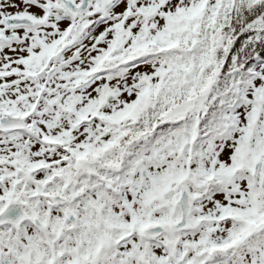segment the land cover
<instances>
[{"label":"snow or ice","instance_id":"6c2138e0","mask_svg":"<svg viewBox=\"0 0 264 264\" xmlns=\"http://www.w3.org/2000/svg\"><path fill=\"white\" fill-rule=\"evenodd\" d=\"M0 264H264V0H0Z\"/></svg>","mask_w":264,"mask_h":264}]
</instances>
